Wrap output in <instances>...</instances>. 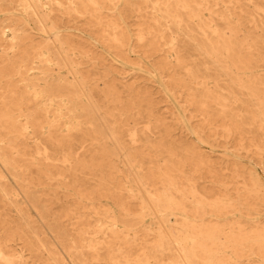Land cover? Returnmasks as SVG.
Listing matches in <instances>:
<instances>
[{"label":"bare ground","instance_id":"bare-ground-1","mask_svg":"<svg viewBox=\"0 0 264 264\" xmlns=\"http://www.w3.org/2000/svg\"><path fill=\"white\" fill-rule=\"evenodd\" d=\"M67 1V14L103 10L100 0ZM118 2L125 7L119 14L122 21L129 14L140 12L127 0ZM144 2L157 14L156 22L169 25L172 31L171 57L176 64L172 84L188 90L189 103L211 113L210 121H229L235 131L241 132V126L250 122L263 123L264 0ZM16 3L28 19L22 22L9 17L0 25V52L10 45L9 59L5 58L7 68L0 70V204L10 194L7 186L11 180L20 192L11 196L18 203L25 201L35 208L57 246L73 264H241V246L251 243L239 223L250 219L239 217L244 211L249 212L247 204L229 196L207 203L197 198L191 181L181 187L175 177L189 165L195 171L209 169L210 158L194 144L179 151L174 142L167 145L162 139L151 147L150 139H142L145 133L140 136L137 131L129 135L131 146L126 145L125 127L129 123L156 120L158 128L155 105L147 93L115 79H105L101 89V78L80 71L81 63L76 58L83 53L73 40L61 36L59 21L52 15L53 6L60 0ZM4 12L0 8V14ZM93 18L114 32L112 44L118 48L127 45L129 32L120 28L124 22L105 23L97 14ZM31 23H37L48 35L41 44L36 45L20 33ZM146 32L153 35L148 28ZM148 46L158 51L155 42ZM15 60L17 70L8 67L15 65ZM160 69L168 70L166 65ZM57 70L59 73L55 74ZM63 70L73 76L72 82L63 77ZM107 77L104 74L102 78ZM236 110L240 112L235 113ZM145 130L153 133L150 124ZM196 135L206 143L204 137ZM147 148L158 157L167 153L170 159L164 169L146 168ZM121 157L125 158L128 172L134 174L136 186L147 193L149 186L159 185L161 192L139 198L130 190V177L120 175L116 163ZM251 177L253 187L249 194L255 195L262 185L255 173ZM43 185L56 186L80 205L88 201L86 204L104 208L93 211L98 239L87 248L96 253L94 258L82 252L87 231H81L76 240L58 226L59 218L52 215L51 207L36 206L41 202L36 197L37 188ZM126 191L129 197L140 200L139 212L125 201ZM19 195L22 200L17 199ZM187 198L193 199V207H189ZM104 205H112L115 211ZM82 212L80 206L77 211L68 207L64 215L71 217ZM227 214L234 215V224H229ZM222 218L226 220L220 224ZM208 220L218 224L207 225ZM254 242L264 243V231L255 235ZM26 243L37 256L39 248L30 241ZM48 251L50 260L60 264L56 254ZM0 260L4 264H20L17 257L6 258L4 251H0Z\"/></svg>","mask_w":264,"mask_h":264},{"label":"rangeland","instance_id":"rangeland-1","mask_svg":"<svg viewBox=\"0 0 264 264\" xmlns=\"http://www.w3.org/2000/svg\"><path fill=\"white\" fill-rule=\"evenodd\" d=\"M17 0H0V8L4 13L0 14V25H4L9 17H17L19 20H27L28 17L18 7ZM119 0H100L103 10L95 12L93 9L89 14L75 15L68 13V1L60 0V4L53 6V17L59 21L60 34L63 38H69L75 42L77 48L83 53L76 60L81 63L79 69L83 73H89L99 79L100 88H104L106 81L115 79L128 87L137 88L141 92H146L154 103L155 118L159 124L156 128V120L144 119L136 124H128L125 127V144L131 146L129 135L137 131L142 139H150L151 147L157 146L163 139L168 145L175 143L179 151L186 148L189 144H194L211 160L209 169L196 170L191 165L183 168V174H175L176 180L180 182L181 187L191 181V185L197 190V198L207 203L219 202L224 196H229L233 201H244L247 204L249 212H243L239 217L250 219L241 220V230L251 239L250 244L241 246V264H264V243L254 242L257 233L264 231V122L249 123L241 126V132L235 131L229 121L222 118H216L210 121L208 115L211 113L203 112L198 106H192L189 103V92L187 89H181L173 85L175 74V59L171 57L170 41L174 37L169 25L158 24L156 22L157 14H154L152 7L146 6L144 0H127L140 12L129 14L123 21L119 15L125 7ZM155 1V0H154ZM82 3V2H81ZM81 7L82 4L78 3ZM97 14L99 20L111 24H124L120 28L129 32V40L123 48H118L112 44L114 32L108 28L100 26L93 15ZM206 20V19H205ZM21 24V22H20ZM149 29L153 35H147L146 29ZM25 39H31L36 45L43 42V37L47 33L43 32L37 23H31L24 31H20ZM143 35L144 40L141 41ZM26 42H28L26 40ZM155 42L158 51L151 49L149 43ZM10 45H5L0 52V70L4 68L9 59L7 54L10 52ZM88 56V59L85 58ZM14 61L10 60V63ZM9 66L19 69L18 61ZM39 65V64H38ZM161 65H166L167 71L160 69ZM7 68V67H5ZM4 68V69H5ZM32 72H38L34 70ZM59 70L55 71L58 74ZM64 78L73 81V76L67 71ZM107 74V78H102ZM182 77V76H181ZM106 79V81H104ZM15 80H13L14 82ZM15 83V82H14ZM3 92L0 91V97ZM247 99V98H243ZM244 111L243 107H240ZM236 110L235 113H239ZM152 126V134L146 133V126ZM168 135H164L166 131ZM129 131V132H128ZM163 133V134H162ZM199 133L206 143L200 140L196 134ZM141 152V150H139ZM149 152V153H148ZM148 153L146 159V168L164 169L165 163L170 159L167 153L159 157L151 150L145 149ZM179 154V153H178ZM181 155V154H180ZM120 175L129 176V181L133 190L139 198L159 194L161 188L149 186L148 192L135 185L134 174L128 172V167L124 157L117 160ZM1 172V168H0ZM260 179L262 187L255 191V195H250L249 191L253 187L251 173ZM7 176V175H6ZM8 177V176H7ZM9 179V178H8ZM7 190L10 194L5 197V203L0 204V251H4L6 258L17 257L20 264H55L50 260V251L56 254L60 264H73L70 262V256L65 255L57 246L56 240L48 231L46 222L41 221L35 208L25 201L18 203L11 195L19 194L16 185L10 180ZM37 188L38 197L41 202L36 203L40 208L51 207L52 215L59 218V227L67 230L74 239H78L81 231H87L88 234L82 242V252L94 258L96 253L88 251L87 246L93 244L96 237L97 223L94 209L95 207L86 203L80 205L75 198L65 191L58 190L57 187ZM54 190L55 194L48 191ZM1 191V185H0ZM32 191V190H30ZM189 191V190H187ZM125 201L129 207L136 212L140 211V200L128 196L124 192ZM22 200V195L17 196ZM189 207H193V199H188ZM83 210L82 215H71L65 217V211L70 207L77 211L78 207ZM105 208L115 211L112 205H104ZM80 216V217H79ZM223 216V215H222ZM229 224L236 222L232 214L225 215ZM225 218L220 219L223 224ZM207 225H216L218 222H205ZM14 235L13 237H9ZM97 238V239H96ZM152 239V237H150ZM27 241H30L39 248V254H33ZM45 245V246H44ZM48 250H47V249ZM103 254V253H102ZM141 254V253H139ZM0 264H4L0 260ZM88 264H95L90 261Z\"/></svg>","mask_w":264,"mask_h":264}]
</instances>
